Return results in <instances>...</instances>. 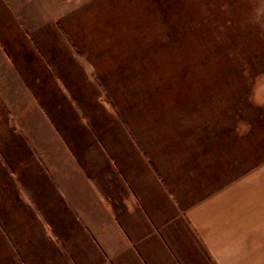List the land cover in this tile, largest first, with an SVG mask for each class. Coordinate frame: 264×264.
Instances as JSON below:
<instances>
[{"label":"crops","instance_id":"crops-1","mask_svg":"<svg viewBox=\"0 0 264 264\" xmlns=\"http://www.w3.org/2000/svg\"><path fill=\"white\" fill-rule=\"evenodd\" d=\"M13 22L0 31V264L255 263L252 179L230 132L206 117L119 122L93 108L87 65L38 21Z\"/></svg>","mask_w":264,"mask_h":264},{"label":"rangeland","instance_id":"rangeland-1","mask_svg":"<svg viewBox=\"0 0 264 264\" xmlns=\"http://www.w3.org/2000/svg\"><path fill=\"white\" fill-rule=\"evenodd\" d=\"M3 1L0 31L17 14L22 30L40 25L48 46L87 65L94 109L116 108L119 122L206 117L230 132L233 164L252 179L251 264H264V0Z\"/></svg>","mask_w":264,"mask_h":264}]
</instances>
